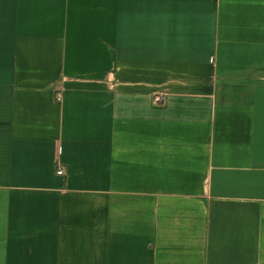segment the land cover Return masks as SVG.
I'll list each match as a JSON object with an SVG mask.
<instances>
[{
	"label": "crops",
	"instance_id": "1",
	"mask_svg": "<svg viewBox=\"0 0 264 264\" xmlns=\"http://www.w3.org/2000/svg\"><path fill=\"white\" fill-rule=\"evenodd\" d=\"M0 264H264V0H0Z\"/></svg>",
	"mask_w": 264,
	"mask_h": 264
},
{
	"label": "built area",
	"instance_id": "2",
	"mask_svg": "<svg viewBox=\"0 0 264 264\" xmlns=\"http://www.w3.org/2000/svg\"><path fill=\"white\" fill-rule=\"evenodd\" d=\"M57 98L58 99L60 98V93H57ZM154 101L155 102H161L162 101V96H160V95L155 96L154 97ZM57 173L58 174H63V168L62 167L57 168Z\"/></svg>",
	"mask_w": 264,
	"mask_h": 264
}]
</instances>
